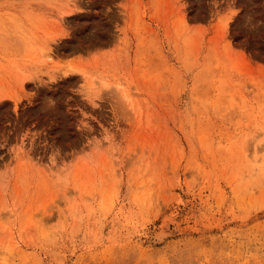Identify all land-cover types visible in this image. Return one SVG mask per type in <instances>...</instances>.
I'll return each mask as SVG.
<instances>
[{"label": "rangeland", "instance_id": "rangeland-1", "mask_svg": "<svg viewBox=\"0 0 264 264\" xmlns=\"http://www.w3.org/2000/svg\"><path fill=\"white\" fill-rule=\"evenodd\" d=\"M0 264H264V0H0Z\"/></svg>", "mask_w": 264, "mask_h": 264}, {"label": "bare ground", "instance_id": "bare-ground-1", "mask_svg": "<svg viewBox=\"0 0 264 264\" xmlns=\"http://www.w3.org/2000/svg\"><path fill=\"white\" fill-rule=\"evenodd\" d=\"M159 232H160V231H159ZM159 232H158V234L160 235V233H159ZM162 236H163V235H162ZM162 236H161V237H162Z\"/></svg>", "mask_w": 264, "mask_h": 264}]
</instances>
